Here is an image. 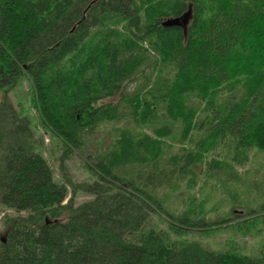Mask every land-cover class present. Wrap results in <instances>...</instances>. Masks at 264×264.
Returning a JSON list of instances; mask_svg holds the SVG:
<instances>
[{
    "label": "trees",
    "instance_id": "16d2710c",
    "mask_svg": "<svg viewBox=\"0 0 264 264\" xmlns=\"http://www.w3.org/2000/svg\"><path fill=\"white\" fill-rule=\"evenodd\" d=\"M0 99V206L16 213L0 264H264V241L252 258L183 237L230 221H205L196 168L219 178L264 153V0H0ZM39 126L61 143L59 172L113 132L92 181L55 179ZM248 210L243 232L264 205Z\"/></svg>",
    "mask_w": 264,
    "mask_h": 264
},
{
    "label": "rangeland",
    "instance_id": "374dc122",
    "mask_svg": "<svg viewBox=\"0 0 264 264\" xmlns=\"http://www.w3.org/2000/svg\"><path fill=\"white\" fill-rule=\"evenodd\" d=\"M29 91L30 87L25 79L10 92V99L17 109H19V103L24 102V98L29 97ZM116 101L115 99L110 102ZM36 116L35 112L32 111L30 118L34 120ZM35 134L44 136L46 146L49 148L44 152V157L48 160L55 179L64 184L62 175L67 178L65 174H69L71 180L73 179L77 183L92 181L93 178L87 169V165L96 162L97 154L107 148L114 135L105 126L99 133L89 137L81 150H77L70 159L65 160L66 168L64 167V170L59 172L58 162L62 156L60 141L56 137H50L40 126ZM196 170L202 175L201 183L195 192L196 196L205 200L207 212L205 221L208 223H217L222 219H229L230 221L223 224L224 228L220 227L210 232L203 231L205 228H187L183 237L199 241L207 250L212 252L221 253L231 249L252 258L260 257L264 241V213L250 218V222L247 223L250 231L243 232L242 227L245 225L243 222L247 219L246 214L251 211L248 209H258L264 205V153L255 154L248 164L243 167L234 166L233 170L228 171L226 175L219 176V178L205 179L204 168L198 167ZM178 196L177 194L173 195L170 207H177V215L179 216L185 211L182 203L184 198L188 197V193L184 192L183 197ZM234 196H237L236 200L233 198ZM91 198L89 195L79 194L76 203L80 205L91 200ZM241 201L248 209L241 207L242 204H239ZM67 202L68 200L65 203ZM5 214L15 215L16 213L0 206V241L4 239L7 230L3 223ZM155 223L161 229H167L165 219L154 216L149 225L150 228ZM256 229H261L262 233L258 235Z\"/></svg>",
    "mask_w": 264,
    "mask_h": 264
},
{
    "label": "water",
    "instance_id": "95a60500",
    "mask_svg": "<svg viewBox=\"0 0 264 264\" xmlns=\"http://www.w3.org/2000/svg\"><path fill=\"white\" fill-rule=\"evenodd\" d=\"M189 20L188 14L184 15L182 17L179 18H175V19H169L168 21L164 22V26L165 27H184L187 25Z\"/></svg>",
    "mask_w": 264,
    "mask_h": 264
},
{
    "label": "bare ground",
    "instance_id": "6f19581e",
    "mask_svg": "<svg viewBox=\"0 0 264 264\" xmlns=\"http://www.w3.org/2000/svg\"><path fill=\"white\" fill-rule=\"evenodd\" d=\"M94 32V31H93ZM146 40V39H145ZM71 71V70H70Z\"/></svg>",
    "mask_w": 264,
    "mask_h": 264
}]
</instances>
